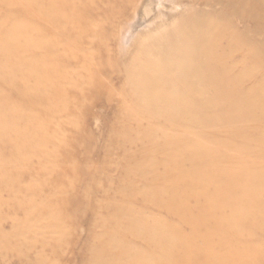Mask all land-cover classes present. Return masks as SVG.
I'll list each match as a JSON object with an SVG mask.
<instances>
[{
    "label": "rangeland",
    "instance_id": "1",
    "mask_svg": "<svg viewBox=\"0 0 264 264\" xmlns=\"http://www.w3.org/2000/svg\"><path fill=\"white\" fill-rule=\"evenodd\" d=\"M65 1L0 0V264H264V0L207 16L232 31L195 48L230 71L201 94L148 52L208 0L136 44L159 0Z\"/></svg>",
    "mask_w": 264,
    "mask_h": 264
},
{
    "label": "bare ground",
    "instance_id": "2",
    "mask_svg": "<svg viewBox=\"0 0 264 264\" xmlns=\"http://www.w3.org/2000/svg\"><path fill=\"white\" fill-rule=\"evenodd\" d=\"M213 1H215L216 4H213ZM248 2H249L248 0H231V1L230 0L229 1L228 0H208V1H206L207 7L210 9L209 13L208 14L207 13L204 14L201 12L198 13L197 16H195V18H194L193 26H186V29H185L186 31L184 32L183 35H180V36H182V41L179 39L176 40V38H174L175 43H173L174 47L171 50H167V49L163 50V48H165L166 46H162V49L160 48L157 51L158 52L157 55H154L155 52L153 54L151 52H148V55L150 56V61L152 62L153 65H156V63L158 65H161L162 66L161 67L162 72L165 75L170 74V75H173L175 77H177L178 75L179 76L181 75V77L185 78V80L183 81V84L188 89L190 88V90H188L190 94L206 93V91L209 88L212 91H214V90L216 91L217 88L220 86V84H218V82L216 84V81H215L216 78H218L221 75L225 76L224 75L225 72L227 75V73H228L227 70L230 67H225V65H223V66H221V68H219L218 67L219 62H216V57H214L215 59L214 58L212 59L213 63H211L207 67H204L205 61L207 59L206 56L209 54L210 56L212 55L211 56V58H212L216 54L212 53L211 51L208 52L205 48H204V50H202L201 47H199V46H196V48H195V43L196 42L203 43L206 47V42L212 41L213 37H215V38L219 37L220 39H223V35H224L225 31H227L229 29H230V32L232 31V29L229 27H228L229 29H227V30L224 27L218 28V27L214 26V28H213L212 27L213 24H210L207 21V16L209 14H216L217 15L216 20L219 24L220 20H222L226 16L225 12L229 11V12H231V14H234V16L239 19L240 23L244 26V28H246L245 24L247 22L251 21L255 17V14H256V10L251 11V8L249 9ZM65 4H67L65 0H53V2H52L53 11L57 14V11L62 10V9L64 10ZM159 4L160 5L162 4V6H164L165 8L167 6V10H162V11L158 10L157 15H155L153 18L151 17L152 19H150L149 21L148 20L141 21L142 24L140 23L141 26L136 29L135 34L133 36V40L131 41L132 43L136 44L138 41H141L142 39L152 38L153 37L152 35H154L153 33H154L155 29L159 30L160 26H161V29L164 28V26L167 22V18L169 17V15H168L169 12L170 13L171 12H177L178 9L179 10L183 9L182 6L178 3V1L159 0ZM239 4H240V7H238ZM215 6L220 7V9L217 11L215 9ZM164 7H163V9H164ZM135 8H134V10H135ZM238 8H240V10ZM143 9H147L146 15L151 13L150 4L145 5ZM184 9H185V6H184ZM260 12L263 15L264 14V8H262ZM53 16H56V15H53ZM55 22H56V20H55ZM127 22H130V21H127ZM127 22L125 23V25L127 24ZM135 23H136V21H135ZM158 23L159 24L161 23V25L160 26L158 25L159 27L156 28V25ZM180 26H179V28H180ZM179 28H178V30H179ZM174 30H175L174 32L172 30V33L173 34L177 33L176 32L177 29H174ZM181 30L182 29L180 28V31ZM180 31H178V32H180ZM164 34H165V32H164ZM166 40L170 41V39H166ZM171 40H173V39H171ZM117 42H119V41H117ZM152 42H154V41L152 40ZM191 42H193V44H192L193 46H189V43H191ZM157 43L159 44L160 42H157ZM154 44H156V43L154 42ZM154 44H152V45H154ZM144 45H145L144 47H146L147 44H144ZM150 45H148V47ZM150 47H152V46H150ZM156 47H158V46H156ZM147 48H146V50H147ZM150 49H149V51H150ZM198 49H201V50L198 51ZM153 51H154V49H153ZM139 52H141V51H139ZM56 54H55V56H56ZM140 54H142V53H140ZM192 54H197V56H195V58L188 59L189 56ZM146 55H147V53H146ZM140 56H142V55H140ZM135 58H136V56H135ZM146 63L150 64L148 62H146ZM216 63H217V65H216ZM224 63L226 64V62H224ZM185 64H188L187 67L185 66ZM133 65H135V64H133ZM156 68L159 70L160 67L157 66ZM184 71H185V73L183 75L182 72H184ZM228 71H230V70H228ZM150 91L151 90H148L145 93H147V94L151 93ZM167 92H168V94H170L172 96V99L170 100V104H171L170 108L173 111H175L176 113H179L181 115L182 114L185 115V114H188L190 112V114H189L190 117H193L192 115H194V114H193V112H191L190 108H187L188 106H186V104L183 105L185 103L183 93H179L177 90H174L173 88L168 89ZM192 103H194V105H195V103L198 105L199 100L194 99L192 101Z\"/></svg>",
    "mask_w": 264,
    "mask_h": 264
}]
</instances>
